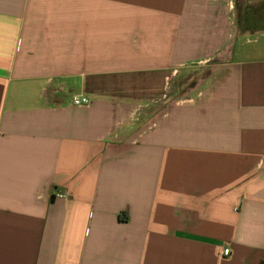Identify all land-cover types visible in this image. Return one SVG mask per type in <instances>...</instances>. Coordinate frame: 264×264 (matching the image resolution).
Masks as SVG:
<instances>
[{"label": "crops", "instance_id": "1", "mask_svg": "<svg viewBox=\"0 0 264 264\" xmlns=\"http://www.w3.org/2000/svg\"><path fill=\"white\" fill-rule=\"evenodd\" d=\"M0 264H264V0H0Z\"/></svg>", "mask_w": 264, "mask_h": 264}, {"label": "built area", "instance_id": "2", "mask_svg": "<svg viewBox=\"0 0 264 264\" xmlns=\"http://www.w3.org/2000/svg\"><path fill=\"white\" fill-rule=\"evenodd\" d=\"M72 103L75 106H88L91 103V101H90V98L88 96L79 95V96H75L73 98ZM229 254H230L229 248L223 249V251H222L223 256H228Z\"/></svg>", "mask_w": 264, "mask_h": 264}, {"label": "rangeland", "instance_id": "3", "mask_svg": "<svg viewBox=\"0 0 264 264\" xmlns=\"http://www.w3.org/2000/svg\"><path fill=\"white\" fill-rule=\"evenodd\" d=\"M179 76H180V75H179ZM179 76H178V77H179ZM179 86H181V83H180V85H179ZM180 91H181V89L179 90V92H180ZM177 93H178V92H177Z\"/></svg>", "mask_w": 264, "mask_h": 264}]
</instances>
